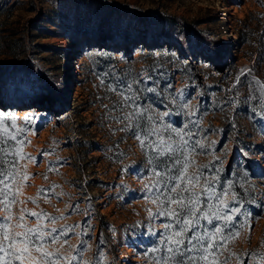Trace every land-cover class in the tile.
Wrapping results in <instances>:
<instances>
[{"label":"rangeland","instance_id":"rangeland-1","mask_svg":"<svg viewBox=\"0 0 264 264\" xmlns=\"http://www.w3.org/2000/svg\"><path fill=\"white\" fill-rule=\"evenodd\" d=\"M165 14L175 17L171 34L156 25L163 18L168 27L171 18ZM140 15L149 21L145 37L154 41L151 45L135 39L143 27ZM183 23L221 39L223 47L215 51L188 40L187 53L179 51L173 34ZM99 24L109 25L110 40H97ZM142 69L157 70L152 74L162 98L149 93L143 103L151 101L161 114L171 112L162 123L183 127L195 122V138L208 146L207 154L196 157L198 163L212 161L228 171L222 176L240 183L238 172L246 158L264 166V114L259 107L264 100V0H0V110L14 113L19 123L28 116L36 129L35 135L28 133L31 143L23 151L37 163L20 161L32 175L19 198L59 185L54 191L64 195L49 196L50 203L40 199L38 208L31 202L26 207L57 217L63 213L57 226H83L87 235L70 233L67 239L77 245L82 238L91 246L82 252L85 260H92L99 248L106 264H147L145 243L156 237L151 230L158 233L162 223L148 217L146 208L152 205L141 191L140 177L148 168L145 153L108 118L103 106L117 96L106 85L100 87L97 78V73L115 71L126 77ZM173 97L177 103L171 102ZM236 141L243 148L233 153ZM57 158V171H48V162ZM250 179L247 192L258 199L260 210L252 214L244 205L243 211L251 214V235L246 241L245 228L231 246L236 252H264V177ZM62 251L67 254L68 249Z\"/></svg>","mask_w":264,"mask_h":264},{"label":"snow or ice","instance_id":"snow-or-ice-1","mask_svg":"<svg viewBox=\"0 0 264 264\" xmlns=\"http://www.w3.org/2000/svg\"><path fill=\"white\" fill-rule=\"evenodd\" d=\"M156 72V69H142L126 77L115 71L97 73L99 86L106 85V91L117 96L111 105L103 106L108 118L120 125L119 131L131 134L145 153L147 175L140 178L144 201L152 205L146 208L147 215L163 221L158 234L151 230L157 239L143 253V258L147 264H231L233 259L236 264H264V252L232 250L231 246L245 228L248 229L245 240H250L251 214L243 211L244 201L236 190V183L221 175L222 167L212 161L198 163L196 157L207 154L208 146L203 139L195 138L199 131L192 130L195 122L183 127L164 124L163 118L171 112L161 114L153 110L151 101L143 103L149 93L162 98L159 80L152 74ZM255 83L260 84L258 80ZM171 87L167 85L168 89ZM177 95L182 98L183 90ZM260 96L264 97V85L260 87ZM251 99L258 98L254 94ZM171 102L177 103L176 97ZM177 106L191 107L187 103ZM259 107L264 114V100ZM33 125L35 121L28 116L19 123L14 113L0 110V264H106L105 254L99 248L92 260L83 259L82 252L91 246L85 245L82 238L77 245L68 243L70 233L79 237L87 235L83 226H57L56 221L64 218L63 213L57 217L43 209L26 207L31 202L38 208L40 199L50 203L49 196L64 195L54 191L59 185L41 187L35 197L19 198L32 175L20 161L37 163L36 157L23 151L31 143L28 133L36 134ZM52 151L40 154L51 155ZM58 163L60 158L49 161L48 171H57L53 166ZM32 219L35 224L30 222ZM76 228L81 230L76 232ZM260 243L264 247V239ZM65 248L67 254L62 251Z\"/></svg>","mask_w":264,"mask_h":264},{"label":"trees","instance_id":"trees-1","mask_svg":"<svg viewBox=\"0 0 264 264\" xmlns=\"http://www.w3.org/2000/svg\"><path fill=\"white\" fill-rule=\"evenodd\" d=\"M159 15L162 16L163 14H159ZM166 16H168L169 19L171 18V20H170L171 22H169L167 28L164 26L165 22H164L163 18H161V21L156 22V25L158 26L159 29L167 32L168 34H171V32H173L172 23L174 22L173 20H175L174 19L175 17L172 14H167ZM138 17H139V20L142 23L143 27H142V29L137 30V33L135 35V39L138 42H144L147 45L153 44L154 41L152 39H146V37H145L146 26L149 24L147 17L144 15H140ZM95 37L101 43L105 42L106 40H110L112 38V30L109 27V25H100L99 24L95 29ZM173 37L178 41V50L183 52V53H187V51L185 52L186 46H187V45H185V42L188 40L198 42L200 44V46L210 47V48L214 49L215 51H219L223 47V41L221 39L210 38L200 28L189 26V25H186L184 23H183L182 29L179 30L178 33L174 32ZM41 95H43V97L44 96L49 97L48 96L49 94L46 92H44ZM237 142L238 141H236V145L232 149L233 153H236L237 149L242 150V148H243ZM246 159L248 162L241 164L240 165V168H241L240 172H238V175L241 176L242 182L244 184L240 183V182H235L236 186H237L236 190L240 193V198L244 201V205L246 207V210L251 211L252 214H256V213H258V210H260L259 207L257 206L258 202H255V200L257 201L258 199L254 198L255 199L254 200V199H251V197H249V193L247 192V190H248L247 185H248V183H253V180L250 179V176H263L264 177V166L259 161H252L249 158H246ZM227 165H230L229 161L227 162ZM223 173L226 175H229L228 171L224 168H223V172L221 173V175ZM160 220L162 221V219H160ZM159 229H158V232H159ZM156 239H157V237H149L148 238V240L145 243L146 244V250L149 247L153 246ZM106 243L108 246H111V243L109 242L108 239H106Z\"/></svg>","mask_w":264,"mask_h":264}]
</instances>
